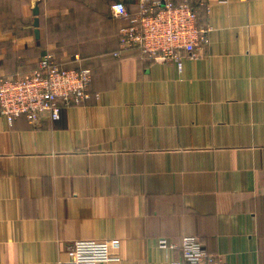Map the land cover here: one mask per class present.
<instances>
[{
    "label": "crops",
    "instance_id": "0c3cea01",
    "mask_svg": "<svg viewBox=\"0 0 264 264\" xmlns=\"http://www.w3.org/2000/svg\"><path fill=\"white\" fill-rule=\"evenodd\" d=\"M114 1L0 0V77L46 50L92 69L58 120L0 113V264H57L81 238L118 240L99 264H172L159 239L186 234L264 264V0H206L208 42L181 69L120 47Z\"/></svg>",
    "mask_w": 264,
    "mask_h": 264
},
{
    "label": "built area",
    "instance_id": "2783aa9c",
    "mask_svg": "<svg viewBox=\"0 0 264 264\" xmlns=\"http://www.w3.org/2000/svg\"><path fill=\"white\" fill-rule=\"evenodd\" d=\"M226 2L228 0H216ZM209 10V3L200 2ZM114 17L127 19L120 27L119 45L124 50L137 49L148 59L182 67L184 57H197L200 48L208 42L207 24L197 23L196 10L191 0H138V11L130 14L125 3L115 0L110 4ZM74 58L79 59L78 54ZM91 69L66 67L53 53L46 50L31 71L17 76L0 77V113L9 123L24 115L35 123L42 113L51 120H58L64 107L78 104L89 98ZM117 239L81 238L68 246L69 257L57 264H99L120 260L115 248ZM162 247L180 250V259L172 264H226L217 254L207 251L197 236L186 234L179 242L159 239Z\"/></svg>",
    "mask_w": 264,
    "mask_h": 264
},
{
    "label": "trees",
    "instance_id": "16d2710c",
    "mask_svg": "<svg viewBox=\"0 0 264 264\" xmlns=\"http://www.w3.org/2000/svg\"><path fill=\"white\" fill-rule=\"evenodd\" d=\"M174 3H178L180 0H172ZM112 2L109 3V5L111 4ZM191 5L192 7L196 10V13H197V23L198 24H206V21L204 19V13H205V6L203 5H200L199 3V0H191ZM130 14H134V13H131L129 12ZM117 19H120L122 21L121 25L119 26L118 28V32H117V42H118V34H119V29L121 26H123L124 24H126L128 22L127 19H124V18H120V17H116ZM42 55V53H41ZM40 55V56H41ZM60 62V61H58ZM62 63V62H60ZM63 64V63H62ZM66 66V65H65ZM83 67H89V66H86V65H82ZM66 67H70V66H66ZM74 67H77L76 65H74ZM90 68V67H89ZM91 69V68H90ZM92 70V69H91ZM92 73V72H91ZM199 239V238H198ZM200 240V239H199ZM201 241V240H200Z\"/></svg>",
    "mask_w": 264,
    "mask_h": 264
}]
</instances>
